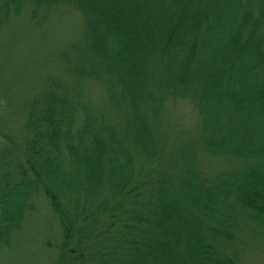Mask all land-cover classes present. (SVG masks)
I'll use <instances>...</instances> for the list:
<instances>
[{"label": "trees", "instance_id": "obj_1", "mask_svg": "<svg viewBox=\"0 0 264 264\" xmlns=\"http://www.w3.org/2000/svg\"><path fill=\"white\" fill-rule=\"evenodd\" d=\"M30 1L82 13L81 85L51 81L0 155V252L44 194L58 264H241L264 237V0H0V26Z\"/></svg>", "mask_w": 264, "mask_h": 264}, {"label": "rangeland", "instance_id": "obj_2", "mask_svg": "<svg viewBox=\"0 0 264 264\" xmlns=\"http://www.w3.org/2000/svg\"><path fill=\"white\" fill-rule=\"evenodd\" d=\"M84 29L82 13L71 6L47 8L32 1L18 17L0 26V155L20 154L28 106L45 93L51 81L81 85L76 68ZM92 89V98L98 101L103 89L97 82ZM169 107L177 124L195 129L199 114L188 100H177ZM208 163L216 170L227 165L219 158ZM63 239L51 201L40 194L14 244L0 252V264H58ZM236 247L241 264H264V237L247 232Z\"/></svg>", "mask_w": 264, "mask_h": 264}]
</instances>
